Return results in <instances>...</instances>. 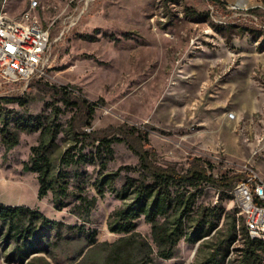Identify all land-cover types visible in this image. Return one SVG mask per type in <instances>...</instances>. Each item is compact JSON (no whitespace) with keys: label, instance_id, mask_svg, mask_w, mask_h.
I'll return each mask as SVG.
<instances>
[{"label":"rangeland","instance_id":"obj_1","mask_svg":"<svg viewBox=\"0 0 264 264\" xmlns=\"http://www.w3.org/2000/svg\"><path fill=\"white\" fill-rule=\"evenodd\" d=\"M30 10L50 29V59L42 76L0 77V202L37 215L0 219V264H264L231 189L173 186L196 201L179 224L184 206L159 216L163 229L124 216V185L151 182L139 156L125 142L81 148L77 108L47 90L98 101L95 130L144 129L161 165L200 157L215 175L241 174L234 185L251 171L264 179V0H0L14 19ZM4 128L18 133L11 149Z\"/></svg>","mask_w":264,"mask_h":264},{"label":"trees","instance_id":"obj_2","mask_svg":"<svg viewBox=\"0 0 264 264\" xmlns=\"http://www.w3.org/2000/svg\"><path fill=\"white\" fill-rule=\"evenodd\" d=\"M264 31L263 29H261ZM54 99L63 101L68 106H75L76 112L71 118L72 130L78 141L82 143L81 148H86L89 145L96 146L98 151L102 148L112 153V145L115 142H125L128 147L136 153L140 158V169H142L150 178L151 182L140 181L139 184L130 190V184L124 185L122 196L127 197L130 192L133 193L132 200L125 210H122L124 216L136 217L144 214L146 218L153 223L155 230L163 229V225L158 222V217L161 215L170 214L174 209L183 207V211L178 215V224L181 222V217L185 212L190 211V208L196 201V192L187 191L184 195L188 196L187 201L183 203L179 195H175L173 186H200L203 183H209L213 186L224 189H232L236 180L241 178V174L235 175H215L212 171V165L203 161L200 157L194 158L189 162L184 169H178L176 166H164L156 162L154 159V151L149 147L148 132L136 125L123 124L116 128L110 127L115 132L107 133L108 129H97L92 127V121L98 101H90L80 95L75 94V90L71 85L64 86H49L47 89ZM28 126V125H22ZM36 127V125H35ZM3 130H6L5 128ZM7 148L11 149L18 144L17 131L11 132L6 130ZM67 166L73 163L69 160L65 161ZM109 175L106 176V178ZM41 186L39 188V196H44L48 190V183L45 179V174L40 176ZM132 183V182H129ZM37 211L25 205H9L0 202V219L14 227V225L22 224L25 218L36 216ZM120 212V213H121ZM134 224L131 221L118 223L111 227L113 231L131 230ZM212 227L203 231V235H208ZM197 239V238H196ZM178 241L174 237L173 243ZM247 244H264L262 241L251 239L248 236ZM168 256V254H167Z\"/></svg>","mask_w":264,"mask_h":264},{"label":"built area","instance_id":"obj_3","mask_svg":"<svg viewBox=\"0 0 264 264\" xmlns=\"http://www.w3.org/2000/svg\"><path fill=\"white\" fill-rule=\"evenodd\" d=\"M51 43L50 29L31 10L20 19L0 14V77L18 81L42 76L49 65ZM231 191L245 217L248 236L264 243V179L251 171Z\"/></svg>","mask_w":264,"mask_h":264},{"label":"bare ground","instance_id":"obj_4","mask_svg":"<svg viewBox=\"0 0 264 264\" xmlns=\"http://www.w3.org/2000/svg\"><path fill=\"white\" fill-rule=\"evenodd\" d=\"M233 113V116L229 113V116L230 117H235V113L234 112H232Z\"/></svg>","mask_w":264,"mask_h":264}]
</instances>
